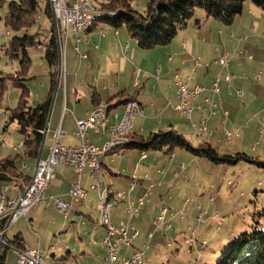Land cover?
Here are the masks:
<instances>
[{
  "label": "crops",
  "instance_id": "0c3cea01",
  "mask_svg": "<svg viewBox=\"0 0 264 264\" xmlns=\"http://www.w3.org/2000/svg\"><path fill=\"white\" fill-rule=\"evenodd\" d=\"M69 2L73 4L75 0H69ZM201 16L198 21L202 19L203 23L188 24L168 45L150 50L141 49L124 27L117 30L110 25L103 27L96 24L91 29L93 25L91 24L85 34H80V40L78 35L70 31L65 46L66 80L64 83L62 79L59 81L53 95L44 149L47 142H49V147L45 156V150H43L41 159L48 157L55 133L59 129L66 133V137L59 142L62 146L78 147L80 141L75 135L77 120L86 119L100 104H103L102 106L108 111V121L99 126L97 135L92 130H88L87 137L91 143L99 146L109 142L111 140L109 125L122 119L125 105L121 103L127 100L137 102L143 110V115L137 116L134 120L133 133L130 135L132 137H147L148 134L173 128L190 140L193 146L208 143L214 147L215 139L219 143L221 137L226 138L225 130L240 132L241 129L245 131V135L251 133L248 131L249 111L255 106V102L245 99L244 92L240 90L241 83H234L236 80L234 71L259 67V64L264 61L262 55L259 60L255 53L264 46V11L251 2H246L242 13L236 16L230 25L213 18H206L205 13ZM213 43L220 47L212 50ZM76 48L79 49V53L75 51ZM224 53L229 56L227 67L216 64L218 58ZM197 60L198 63H196ZM103 61H110L113 69L109 72H98L95 76V71L97 69L100 71ZM211 62L214 66L210 65ZM175 75L188 83L190 88L196 85L205 88V92L191 103L195 109L193 117L194 115L198 117L196 132L192 135L186 133L184 124L180 122V118H185L174 109L166 107L169 101L173 104L178 102ZM227 75L234 77L232 86L225 81ZM218 79L220 80V93L214 94L213 85ZM42 87L45 89V86ZM50 88L51 86L45 89V99ZM239 93H242V96ZM94 96L98 99V105L93 102ZM206 98L220 103L218 110L216 109V115L209 116L197 109L199 106H205ZM107 104H109L108 108ZM225 113L228 115L226 116ZM261 114L256 115L260 117ZM204 115L209 117L206 123L207 131L203 130L201 124V118ZM192 127L194 128L193 125ZM263 133L262 126L260 134ZM241 137L240 135L238 139ZM126 139L127 137L123 140ZM119 150H122V157L117 156ZM166 150L164 148L162 151L155 152L139 150L127 152V150L117 148L99 160L105 172V178H110L106 189L103 188V183L101 189L111 194V199L114 201L116 192L126 195L124 201L122 199L115 201V205L111 208L112 223L118 226L122 222H128L139 232L133 245L121 250V257L129 258L136 251L145 250L147 241L154 240L161 231L166 232L163 225L160 227V222L157 223V219L151 218L150 211L164 204L167 193H172L181 185H187L185 180L188 181L192 175H198L188 169L185 163L194 162L200 158L193 155L192 157L184 151L177 154L173 151V154H168ZM256 151L257 148H252L251 153H256ZM26 161L31 162L35 170L37 160ZM24 165H27L26 162ZM21 171L23 173V168ZM76 180L77 174L73 168L57 165L55 178L45 190L42 203L32 207L26 218L13 224L12 238L8 236L11 226L9 227L7 240L20 235L24 240V248L39 250L42 261L49 254L52 256H56L57 253L60 256L66 254L68 257L73 254L69 244L50 245L47 250H42V240L37 232L32 233L38 237L36 245L29 244L31 236L27 234L33 230L43 233L40 230V224L48 219L47 215L52 212L64 220L59 226L57 222H51L52 226L57 227V231L63 228L61 234L68 233L70 227L67 228V225L69 222L76 223L75 217H80L82 225H86V219H89L96 221L92 232L88 233L94 241L87 243L86 234L84 237L77 234L78 239L75 242H78V246L74 248V251L84 259L94 258L97 264H102L106 250L100 244L106 236V228L98 220L93 219L88 202L92 192L99 194V190L92 189L95 180L92 178L91 168L85 170L81 179L82 188L89 193L86 201H72L68 195ZM132 183H136V186L130 191ZM198 186V184L195 185V187ZM52 198L71 205L67 216L58 211ZM141 198L145 199L143 205H139ZM168 198L171 201L174 200L172 196ZM135 211H138L137 216L134 215ZM20 222H24L28 227L24 232L18 228ZM149 235L152 237L150 238ZM95 239L98 242H95Z\"/></svg>",
  "mask_w": 264,
  "mask_h": 264
},
{
  "label": "rangeland",
  "instance_id": "374dc122",
  "mask_svg": "<svg viewBox=\"0 0 264 264\" xmlns=\"http://www.w3.org/2000/svg\"><path fill=\"white\" fill-rule=\"evenodd\" d=\"M89 1L99 10H101V5L110 2V0ZM149 2L150 0H131V6L136 12L144 14ZM46 3L47 0H40L41 12L38 22L28 31L12 32L6 27L4 20L0 21V91L4 88L0 95V161L21 155L25 149L22 146L24 137L18 132V125L14 123L5 128L10 110L18 107L19 98L22 93L20 88L13 86V79L22 77L28 80L30 78V80L25 82L29 89L27 100L30 106H36L43 102L46 94L45 89L51 86L49 66L44 60V53L41 50H30L29 54L32 64L26 75L18 74V61H11L5 53L9 41L15 36L35 34L40 30L42 33L41 38H46L50 28V22L44 14ZM4 12L5 8L0 10L1 14ZM203 13L202 10H197L189 24H196ZM210 21H213V19H210ZM200 22L203 23L204 21L201 19ZM54 24H56L55 18ZM98 24L103 27L108 26L104 22H99ZM56 28L57 24L55 25ZM211 46L212 50L220 47L215 43ZM255 53L259 60L261 55L264 58V46ZM59 57L58 78L59 81L62 79L64 83L66 80V51L63 52V55L59 54ZM110 64V61H103L100 71L98 69L95 71V76L98 72H109L113 69ZM210 65L214 66L213 62ZM234 72L236 74L234 83H241L240 90L244 92L245 99L255 102V106L249 111L248 131H251V133L245 135V131L241 129L240 132L225 130L232 133V138L229 140L225 134L226 138L221 137L219 143L215 139L213 141V148L217 149L221 155L243 153L257 158L259 154L258 159L263 160L264 133L260 134V129L262 126L264 128V61L259 64V67L242 68ZM42 86H45V89ZM109 104L106 105L107 108ZM217 110L214 115H216ZM258 113H262L260 117H257ZM254 120L255 122H253ZM180 122L184 124L186 133L188 132L192 135L196 132V129L192 127V123L197 124V115H194L192 121L180 118ZM162 131L166 132L168 129L166 128ZM240 135L242 137L238 139ZM18 146L21 147L17 148ZM48 147L49 142L46 143L44 156L48 151ZM252 148H257L256 153H251ZM180 151H184L192 156L185 149L176 148L174 150L176 154L180 153ZM127 152H131V150H127ZM24 162H26L29 168V171L25 173L33 176L34 166L31 162L19 159L17 162L18 166L22 168ZM185 164L188 169L193 170L198 175H192L188 181L185 180L187 185H181L177 190L173 189L174 191L171 190L173 192L167 193L164 204L150 211L151 218L158 220L162 209H167L168 214L165 218L171 223L172 228L168 232L161 231L156 235L154 240L147 241L145 247H148V249H145L147 255L144 257V264H217L223 250L236 237L245 232L251 233L256 229L264 230L263 169L243 161L233 166L214 164L205 158L194 160V162H186ZM109 180L110 178L104 177L103 188L107 187ZM196 184L199 186L195 187ZM105 189L102 190V193H105ZM169 196H172L174 200H169ZM99 199V194L92 192L88 202L91 206L93 219L98 220L101 224L102 202ZM113 201L114 199H110V204ZM181 214L185 215L183 219H181ZM47 217L48 219L40 224V230L43 233L33 230L27 234L31 236L32 242L29 241V244L36 245L38 237L33 234L37 232L40 240H42V250H47L50 245L60 246L69 244L73 254L68 257L66 254L62 256L58 253L55 254L56 256L49 254L44 257L45 260L43 262L45 263L43 264H97L94 258L84 259L74 251V248L78 246V242H75L78 239L77 234L80 237H84L86 234L87 238L85 240L87 243L92 240L94 241L88 233L92 232L91 230L96 221L86 219V225H82L80 217H75L74 220L77 224L69 222V226L67 225V228L70 227L67 231L68 233L64 232L61 234L63 228L57 231V227L52 226L51 222L55 221L58 224L57 226H59L63 223V218L53 212L49 213ZM161 225L162 223H160V227ZM103 226L105 227L106 225ZM18 228L22 229L23 232L28 229L24 222H20ZM13 235L14 229L13 225H11L8 236L12 238ZM96 241L98 242L97 239H95ZM15 250V248H12L8 251L6 264H18V255Z\"/></svg>",
  "mask_w": 264,
  "mask_h": 264
},
{
  "label": "trees",
  "instance_id": "16d2710c",
  "mask_svg": "<svg viewBox=\"0 0 264 264\" xmlns=\"http://www.w3.org/2000/svg\"><path fill=\"white\" fill-rule=\"evenodd\" d=\"M246 2H251L264 11V0H150L146 12L140 14L132 9L131 0H110L107 4L101 5V10L97 9L91 29L99 22H104L117 30L124 27L141 49L150 50L168 45L179 31L188 26L197 10H202L206 18H213L230 25L235 17L242 13ZM4 8L5 12L0 13V21L4 20L6 27L12 32L32 29L37 24L41 12L40 0H0V10ZM44 14L50 22L46 38H41L40 30L35 34L15 36L9 41L5 50L11 61H18L20 75H26L31 67L30 50H41L49 66L51 88L43 102L30 106L27 100L29 89L25 84L30 78L28 80L22 77L13 79V86L20 88L22 93L18 107L10 110L5 128L14 123L18 125V132L24 137L22 146L25 149L21 155L0 161V189L13 179H22L25 183H29L31 176L22 173L17 162L19 159L23 161L38 159L44 132L48 128L53 95L58 83L60 61V49L50 0H47ZM199 23L200 21H197L196 24ZM130 101L133 100H127L121 104L126 106ZM93 102L98 105V99L95 96ZM128 137L124 143L117 144L109 153L117 148L143 152L162 151L166 148L168 154H173L176 148H182L193 156L205 158L214 164L233 166L243 161L264 170V159L260 160L243 153L221 155L208 143L193 146L173 128L166 132L152 133L147 137L130 135ZM120 152L122 150L118 151ZM6 223L7 219L0 222V232L5 229ZM12 248L24 249V240L20 235L7 240L6 231L0 250V264H6L8 251ZM217 264H264V230L256 229L236 237L223 250Z\"/></svg>",
  "mask_w": 264,
  "mask_h": 264
},
{
  "label": "built area",
  "instance_id": "2783aa9c",
  "mask_svg": "<svg viewBox=\"0 0 264 264\" xmlns=\"http://www.w3.org/2000/svg\"><path fill=\"white\" fill-rule=\"evenodd\" d=\"M54 5L59 49L60 54L63 55L70 31L78 35L80 40L82 20L87 17H92L95 13L90 12V10L82 4L81 0H75L73 4H71L69 0H54ZM75 51L79 53L78 48H76ZM228 58V54L224 53L218 58L216 64L227 67ZM196 63H198V60ZM174 78L177 87L178 102L173 104L169 101L166 107L174 109L180 116L188 121H192L195 109L191 106V103L196 101L205 92V88L200 85L190 88L189 84L180 80L178 75H175ZM233 78L232 75H227L225 77V81L229 86H232ZM219 82L220 80L218 79L213 85L212 91L214 94L220 93ZM239 95L242 96V93H239ZM204 103L205 106H199L197 109L203 114L207 113L209 116H214L213 104L220 103L211 98H206ZM102 105L103 104H100L98 107L102 108ZM142 115L143 110L137 102H128L122 119L117 123H112L114 126L115 140L124 143L126 140L120 139V129L128 128L129 132H133L135 118ZM225 115L227 116L228 114L225 113ZM117 117V114H115V118ZM208 118L209 117L206 115L201 118L204 131L207 130L206 123ZM96 121L97 118H92L90 115H88L86 119L77 120L75 135L80 141L78 147L62 146L59 142L66 137V133L64 130L59 129L55 133L54 142L50 146L48 157L44 160L41 159L38 165H36L33 172L34 183L27 184L22 179H13L6 185V193H0V222L7 219V223L5 229L0 232V239L11 225L22 218H26L32 207L42 203L45 190L55 178V167L57 165L71 167L77 174V180L71 186L68 194L72 201H86L88 198V191L81 186V179L87 168H91L92 178L95 180L92 189L95 191L98 190L97 160L103 157V149L108 142L99 146L89 141L87 137L88 130H92L97 135ZM192 125H194V128H197L196 123H192ZM225 134L229 140L233 136L232 133L228 131H225ZM20 147L21 146H18L17 148ZM117 156H122V153L120 152ZM22 168L23 173L29 171L27 165H24ZM135 186L136 183H132L130 191H132ZM115 196H122V201L126 198V195L120 192H116ZM53 200L58 211L67 216L71 210V205L59 199ZM144 202L145 199H139V205H143ZM167 214L168 210L162 209L158 219L166 231L171 227V223L165 218ZM134 215L137 216L138 211H135ZM184 216V214H181V219H183ZM109 220L110 227L106 228V236L101 242V246L106 250V256L102 264H144L145 250L136 251L129 258L121 257V249L131 247L137 239V230L134 229L130 223L122 222L118 226L114 225L111 221V210H109ZM149 237L151 238L152 235H149ZM145 249L147 250L148 247ZM15 251L18 255V264H42V257L37 249L26 247L24 249H16Z\"/></svg>",
  "mask_w": 264,
  "mask_h": 264
},
{
  "label": "bare ground",
  "instance_id": "6f19581e",
  "mask_svg": "<svg viewBox=\"0 0 264 264\" xmlns=\"http://www.w3.org/2000/svg\"><path fill=\"white\" fill-rule=\"evenodd\" d=\"M82 4L90 10V12L95 13L93 14L92 17H87L84 20H82L81 28H80V34H85L86 31L88 30V27L94 22L95 20V15L98 12L97 9L90 3L89 0H81ZM51 3V8L53 12V16L56 21V14H55V5H54V0H50ZM56 25V24H55ZM57 29V28H56ZM218 104H213V113L215 114V110L217 109ZM126 110V106H125ZM90 116L92 118H97L96 121V132H98V128L100 125L103 123H106L108 121V111L106 107L102 106V108L96 107L91 113ZM109 132L111 136V140L107 143V145L103 149V156L109 153L111 149H113L117 144L121 143L115 140V135H114V126L109 125ZM133 132H129L128 128H121L120 129V139L123 140L124 138L128 137L131 135ZM105 177V173L103 171V168L100 164V161L97 160V184L98 185V190H99V197L100 201L102 202L101 206V211L102 215L100 218V222L102 225H106L105 227L108 228L110 227V220H109V210L115 205V201H119L122 199V196H116L114 203L110 204V194L109 193H102L101 185L103 183ZM21 180V179H17ZM29 183H34V175L31 177ZM0 193H6V187H3L0 189ZM139 236V232L137 231V237ZM43 264V261H42Z\"/></svg>",
  "mask_w": 264,
  "mask_h": 264
},
{
  "label": "water",
  "instance_id": "95a60500",
  "mask_svg": "<svg viewBox=\"0 0 264 264\" xmlns=\"http://www.w3.org/2000/svg\"><path fill=\"white\" fill-rule=\"evenodd\" d=\"M58 83H59V78H58ZM57 83V85H58ZM48 129V128H47ZM47 129L46 131L44 132V138H43V142L41 144V148H40V151H39V156H38V159H37V162L36 164L38 165V163L40 162L41 160V157H42V153H43V149H44V144H45V139H46V134H47ZM3 241H4V235L3 237L0 239V250H1V247L3 245Z\"/></svg>",
  "mask_w": 264,
  "mask_h": 264
}]
</instances>
